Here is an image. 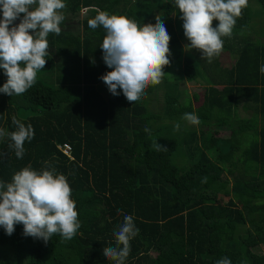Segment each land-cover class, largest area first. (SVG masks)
<instances>
[{
	"label": "trees",
	"instance_id": "1",
	"mask_svg": "<svg viewBox=\"0 0 264 264\" xmlns=\"http://www.w3.org/2000/svg\"><path fill=\"white\" fill-rule=\"evenodd\" d=\"M255 1L264 11V0ZM64 3L62 31L49 34L52 53L35 85L21 95L0 93V128L15 131V117L34 129L22 159L9 147L10 137H0V181L11 182L24 167L54 168L70 184L81 228L71 240L57 234L45 243L25 236L22 224L11 236L0 227V245L10 251L0 264H115L103 249L116 246L114 233L125 215L134 218L139 233L124 264H216L222 257L232 264H264V253L254 251L264 246V126L258 128V118L264 121V44L252 26L251 7L242 9L222 52L209 63L198 50H185L183 41H189L174 0ZM82 11V32L68 30L67 17L77 19ZM98 11L131 16L141 25L155 24L161 15L171 37L161 84L150 85L133 104L122 91L112 95L101 79L113 69L102 59L105 29L88 26ZM223 53L231 56V66L222 62ZM174 63L182 81L206 83L199 107L198 95H185L181 80L169 79ZM6 81L0 69V87ZM160 85L165 107L154 113L149 99ZM240 106L256 117L241 118ZM185 113L197 114L200 124L183 120ZM223 129L230 134L220 136ZM154 141L167 151H156ZM178 155L189 160L179 166Z\"/></svg>",
	"mask_w": 264,
	"mask_h": 264
},
{
	"label": "clouds",
	"instance_id": "2",
	"mask_svg": "<svg viewBox=\"0 0 264 264\" xmlns=\"http://www.w3.org/2000/svg\"><path fill=\"white\" fill-rule=\"evenodd\" d=\"M174 4L189 41L185 49L198 50L201 58L211 63L223 50V38L231 37L248 0H174ZM65 8L64 0H0V69L7 77L0 93L21 95L35 85L38 72L47 63V38L50 33H61ZM17 19L20 20L18 25L14 24ZM155 19V24L141 25L126 15L98 11L88 21L90 28L103 26L106 31L100 48L104 63L113 70L104 74L102 81L112 95L118 96V89L122 91L130 104L140 100L150 85L160 84L166 75L163 69L170 65L171 37L161 15ZM213 21L219 22L217 27H213ZM260 72L264 74V65L260 66ZM182 119L192 125L200 124L195 113H185ZM12 123L16 130L9 133L0 128V137H10L9 147L22 159L24 144L34 138V129L15 117ZM179 128L176 124L175 130ZM153 147L156 151H167L156 141ZM17 224L23 225L25 236L45 243L57 234L62 240L75 237L81 223L64 174L54 168L37 171L24 167L13 175L11 182L0 181V227L11 236ZM138 233L134 218L125 215L123 224L114 233L116 246L103 249L107 260L124 264L130 253V241ZM216 264L232 262L222 257Z\"/></svg>",
	"mask_w": 264,
	"mask_h": 264
},
{
	"label": "rangeland",
	"instance_id": "3",
	"mask_svg": "<svg viewBox=\"0 0 264 264\" xmlns=\"http://www.w3.org/2000/svg\"><path fill=\"white\" fill-rule=\"evenodd\" d=\"M248 6L251 7V10H252L253 15H254L252 26L256 27L257 37L264 44V11H263V8L261 6H259V4L255 0H249ZM84 17H85V11H82L81 15H79V18L77 17V19H72L71 17H67V19H68V20L66 19L67 20V29L72 31V32H75L77 34H80L82 32V28H81V25L79 24V20H82ZM129 18L133 19V17H131V16ZM177 18H179V17H176V21H177ZM186 45H188L187 42L183 41L184 48ZM185 50L189 51L190 49H185ZM48 52L52 53L51 49H48ZM221 59H222V62L226 66H231L234 62L228 53H226V54L223 53ZM179 66H180L179 63H174L171 66V68L168 72V77L170 80L180 81L182 79L181 75L177 74V71L179 70ZM181 82H182L181 83V90L185 95H188L192 98H194L195 95L199 96V99L197 101H195V107H199L202 103L204 91L207 88L206 83H204L203 81L197 82V83H192V82H188L186 79H184L183 81L181 80ZM118 91H120V90L118 89ZM164 92H165V90L163 89V85H160L157 87L156 94L152 95L150 97L149 107H150V110L152 112H154V113L159 112L160 113L163 111V109L165 107ZM105 93L107 94V91ZM239 115L241 118H244V119H251V118L254 119L256 117L255 112L253 110H249L246 112L242 106H240V108H239ZM258 119H259L258 128L261 129L264 126V124H263L264 121L260 118H258ZM190 125H192V124H190ZM221 132L222 133L220 134V136H228L230 134L228 129H223ZM212 134H213V131H212ZM188 160H189L188 157L186 159V158H182V156H180V155L174 157V162L176 164H178L179 166H183L182 164L186 163ZM195 160H196V157L194 159H192L189 163L193 164L195 162ZM189 163L187 166H189ZM247 169L249 170L250 173H256L257 172L256 167L251 163H249L247 165ZM5 248H7V247L0 245V258H3L5 256L10 255V251L8 249H5ZM254 251L258 254H263L264 253V246L262 245V246L256 248Z\"/></svg>",
	"mask_w": 264,
	"mask_h": 264
},
{
	"label": "built area",
	"instance_id": "4",
	"mask_svg": "<svg viewBox=\"0 0 264 264\" xmlns=\"http://www.w3.org/2000/svg\"><path fill=\"white\" fill-rule=\"evenodd\" d=\"M63 151H64L65 154L69 155L70 152H71V148H70V146L66 145V146L63 148Z\"/></svg>",
	"mask_w": 264,
	"mask_h": 264
}]
</instances>
